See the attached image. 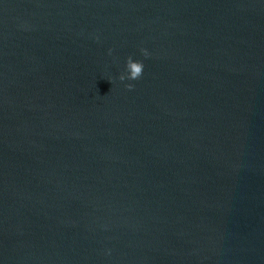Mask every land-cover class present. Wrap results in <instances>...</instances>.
Masks as SVG:
<instances>
[{
  "label": "water",
  "instance_id": "obj_1",
  "mask_svg": "<svg viewBox=\"0 0 264 264\" xmlns=\"http://www.w3.org/2000/svg\"><path fill=\"white\" fill-rule=\"evenodd\" d=\"M0 264H264V0H0Z\"/></svg>",
  "mask_w": 264,
  "mask_h": 264
},
{
  "label": "clouds",
  "instance_id": "obj_2",
  "mask_svg": "<svg viewBox=\"0 0 264 264\" xmlns=\"http://www.w3.org/2000/svg\"><path fill=\"white\" fill-rule=\"evenodd\" d=\"M111 52V50H109ZM143 54L145 55V57H147L149 55L147 49H143ZM126 71H127V75L125 74H121L119 79L121 81H124L125 79L128 80H137L139 79L144 71V64L142 61H137L134 60L131 56L128 57L127 62H126ZM128 89L131 90L134 85L133 84H128L127 85Z\"/></svg>",
  "mask_w": 264,
  "mask_h": 264
}]
</instances>
